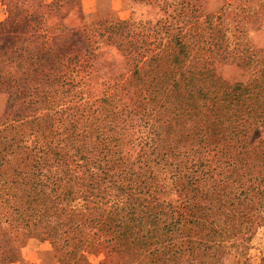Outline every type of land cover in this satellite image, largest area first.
<instances>
[{
	"label": "trees",
	"instance_id": "1",
	"mask_svg": "<svg viewBox=\"0 0 264 264\" xmlns=\"http://www.w3.org/2000/svg\"><path fill=\"white\" fill-rule=\"evenodd\" d=\"M79 1L0 0V264L29 238L59 264H210L264 217V49L243 38L263 31L264 0H125L130 19L93 22L80 62L51 57Z\"/></svg>",
	"mask_w": 264,
	"mask_h": 264
},
{
	"label": "rangeland",
	"instance_id": "2",
	"mask_svg": "<svg viewBox=\"0 0 264 264\" xmlns=\"http://www.w3.org/2000/svg\"><path fill=\"white\" fill-rule=\"evenodd\" d=\"M173 1L182 0H168L170 3H173ZM201 1L209 11H218L220 8L227 7L235 0ZM78 8L76 12L72 9L67 13L64 22L69 27V30L66 34H50V42L47 47L50 50L51 57L58 56L66 57L67 59H73L75 57L80 62L82 58L81 56L79 57V54L82 52L84 33L91 27L93 22L99 19L127 21L131 16V10L125 0H80ZM167 13L170 14L171 9ZM6 15V5L4 6L0 3V22L5 19ZM243 38L252 47L264 49V29L261 32L248 29L244 33ZM3 53L4 51L2 50L0 55H3ZM87 61L91 64V79L96 80L99 76L105 77L110 74L112 65L110 55L101 52L95 59L91 60L87 58ZM9 63L7 62V64ZM53 64L54 62L50 60L48 69H51ZM220 71L231 82L244 81L248 78L242 68L234 65L222 66L220 67ZM82 76L80 72L77 77L80 78ZM6 100V94L0 93V118L5 113ZM165 199L173 200L171 195H165ZM245 232L242 237L233 238L226 241V243H222L223 245H220L214 258L210 260V264H264V217L259 223L253 224ZM82 255L85 260L78 261V264H124L129 258L126 255L120 257L119 254L110 253L106 250H101L98 254H92L88 250H84ZM138 263L132 262L131 264ZM11 264H59V262L47 241L29 238L20 247L19 262ZM176 264L191 263L184 260Z\"/></svg>",
	"mask_w": 264,
	"mask_h": 264
}]
</instances>
